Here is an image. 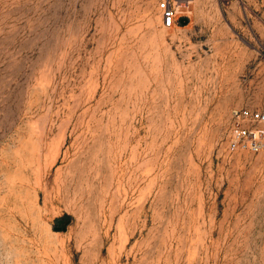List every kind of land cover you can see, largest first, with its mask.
<instances>
[{
  "label": "rangeland",
  "instance_id": "obj_1",
  "mask_svg": "<svg viewBox=\"0 0 264 264\" xmlns=\"http://www.w3.org/2000/svg\"><path fill=\"white\" fill-rule=\"evenodd\" d=\"M0 0V264H264V0Z\"/></svg>",
  "mask_w": 264,
  "mask_h": 264
},
{
  "label": "built area",
  "instance_id": "obj_2",
  "mask_svg": "<svg viewBox=\"0 0 264 264\" xmlns=\"http://www.w3.org/2000/svg\"><path fill=\"white\" fill-rule=\"evenodd\" d=\"M158 9L164 28H170L177 13L170 0H160ZM227 146L230 152L244 151L264 154V110L253 108L233 109L229 116Z\"/></svg>",
  "mask_w": 264,
  "mask_h": 264
},
{
  "label": "crops",
  "instance_id": "obj_3",
  "mask_svg": "<svg viewBox=\"0 0 264 264\" xmlns=\"http://www.w3.org/2000/svg\"><path fill=\"white\" fill-rule=\"evenodd\" d=\"M185 3L188 4L189 3V0H186Z\"/></svg>",
  "mask_w": 264,
  "mask_h": 264
}]
</instances>
